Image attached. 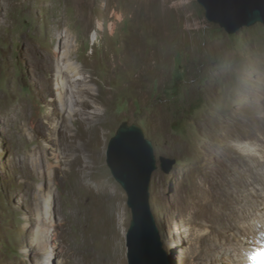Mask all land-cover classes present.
<instances>
[{
    "label": "rangeland",
    "instance_id": "obj_1",
    "mask_svg": "<svg viewBox=\"0 0 264 264\" xmlns=\"http://www.w3.org/2000/svg\"><path fill=\"white\" fill-rule=\"evenodd\" d=\"M69 39L72 60L94 89L85 98L101 104L98 120L88 123L99 129L81 126L74 155L94 162L95 173L102 168L97 177L110 180L104 192L53 170L66 149L63 134L37 128L47 112L59 115L56 72L44 61L61 56ZM123 122L143 129L158 161L176 160L169 174L159 162L150 190L168 264H216L203 251L210 230L188 192L213 150L231 156L238 145L245 152L255 174L241 192L243 205L256 208L247 215L264 237L262 24L228 34L198 0H0V264H129L132 211L107 164ZM66 124L78 132L79 123Z\"/></svg>",
    "mask_w": 264,
    "mask_h": 264
},
{
    "label": "bare ground",
    "instance_id": "obj_2",
    "mask_svg": "<svg viewBox=\"0 0 264 264\" xmlns=\"http://www.w3.org/2000/svg\"><path fill=\"white\" fill-rule=\"evenodd\" d=\"M183 1L182 3L181 0H174V3L177 5L186 4V0ZM67 35L64 34L61 38L67 37ZM95 37L96 33L93 34L92 39ZM72 41L69 39L66 43L67 49L61 56L55 52L51 62L48 58L44 61L47 70L54 69L56 72L55 84L59 93L61 109L59 115L50 111L38 118L37 128L40 131L43 129L57 131L60 128L63 134L66 149L61 153V156H56V164L49 162L53 170L56 171V168L60 170L64 178L74 176L77 178L78 186L88 192H92L95 186L104 192L109 189L110 180L105 184L103 177H97L99 173H102V168L98 173H95L94 162L81 164L82 155H74V148L79 142V135L82 131L81 126L90 128L91 132L99 129L98 124L94 127H88V123L98 120L101 115L98 106L101 104L96 98L91 97L92 101L85 98L94 89L85 82L90 76H84L80 63L72 60L74 46ZM48 88L52 89V84H49ZM89 106L93 108L92 111L87 112L86 108ZM57 117L62 120L60 124L56 120ZM69 121L80 124L77 133H71L72 130L66 124ZM233 148L239 149L236 155H233L234 153L231 156L226 155V150H213L207 154L204 165L205 171L203 170L202 175L193 177L192 188L188 190L193 202L204 213L205 224L210 230L204 236L206 244L203 251L216 264H223L221 263L223 259L219 257V253L223 254L226 264H249L251 260H255L254 253L264 247L263 230L261 229L263 227L258 228L255 224L250 223V216L247 215L248 211H256V208L251 204L247 207L243 205L241 196V192L248 188V178L255 173L251 167L247 166V157L244 151L242 153L241 147L233 145L231 149ZM228 157L229 160H226ZM84 158L86 157L84 156ZM232 164L240 165V171L236 172L232 168ZM218 174L221 176L219 177ZM49 177L52 178L51 173H49ZM253 177L256 178V175ZM86 178L89 181H85ZM207 183L210 184L208 190L205 189ZM39 196L44 197L43 205L46 206V211H49L52 203L49 201L48 193L41 188ZM210 241L214 244L211 245ZM225 241L226 246L223 245ZM39 249L42 252L45 250L44 247Z\"/></svg>",
    "mask_w": 264,
    "mask_h": 264
},
{
    "label": "water",
    "instance_id": "obj_3",
    "mask_svg": "<svg viewBox=\"0 0 264 264\" xmlns=\"http://www.w3.org/2000/svg\"><path fill=\"white\" fill-rule=\"evenodd\" d=\"M209 22L234 35L242 28L264 26V0H198ZM169 174L176 160L157 159L153 142L136 124L123 122L107 149V164L128 196L132 221L127 232L129 264H168L157 220L151 208V183L156 170Z\"/></svg>",
    "mask_w": 264,
    "mask_h": 264
}]
</instances>
